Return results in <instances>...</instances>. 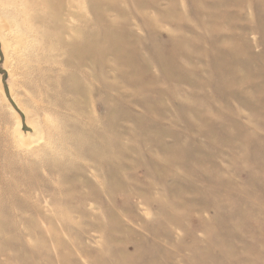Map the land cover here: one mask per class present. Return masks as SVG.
I'll use <instances>...</instances> for the list:
<instances>
[{
	"label": "rangeland",
	"instance_id": "obj_1",
	"mask_svg": "<svg viewBox=\"0 0 264 264\" xmlns=\"http://www.w3.org/2000/svg\"><path fill=\"white\" fill-rule=\"evenodd\" d=\"M20 1L0 264H264V0Z\"/></svg>",
	"mask_w": 264,
	"mask_h": 264
},
{
	"label": "bare ground",
	"instance_id": "obj_2",
	"mask_svg": "<svg viewBox=\"0 0 264 264\" xmlns=\"http://www.w3.org/2000/svg\"><path fill=\"white\" fill-rule=\"evenodd\" d=\"M57 1L58 3V6H57V10H62V9H65L67 8L68 6L70 7V3L69 2H65V0H55ZM21 1L20 0H0V15H4V16H0V21H2L4 24L8 23V20L9 18H12L14 20V23L18 24V22L23 18V17H27L28 14H26V11L24 8H21V4L22 2L20 3ZM39 7V6H37ZM34 9V8H33ZM69 9V8H68ZM11 16V17H10ZM2 25V27H1ZM0 27L1 28H6L5 30H8V31H13V27L10 25V23L6 24L5 26L3 24H1ZM4 26V27H3ZM0 28V29H1ZM17 31V30H16ZM15 33V32H14ZM72 34V33H71ZM0 36L3 37V40H4V45L6 47H8V43L6 41V39L4 38L2 32H0ZM74 35H72L73 37ZM71 37V36H70ZM1 38V37H0ZM2 39V38H1ZM0 39V41H1ZM68 39V38H67ZM3 42V41H2ZM68 45V44H66ZM67 47H70L69 45ZM9 48V47H8ZM7 48V49H8ZM73 48V50H75V54L76 55H81L82 57L86 54L85 51L83 50L82 47H78L77 48H74V47H71ZM70 48V50H71ZM6 52V51H5ZM28 128V126L26 127Z\"/></svg>",
	"mask_w": 264,
	"mask_h": 264
}]
</instances>
